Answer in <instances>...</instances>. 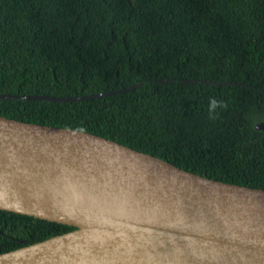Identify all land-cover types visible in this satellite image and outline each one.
I'll list each match as a JSON object with an SVG mask.
<instances>
[{
	"label": "trees",
	"instance_id": "16d2710c",
	"mask_svg": "<svg viewBox=\"0 0 264 264\" xmlns=\"http://www.w3.org/2000/svg\"><path fill=\"white\" fill-rule=\"evenodd\" d=\"M135 84L64 103L0 99V116L264 190V131L255 130L264 120V0H0V94L79 97ZM73 229L0 210V254Z\"/></svg>",
	"mask_w": 264,
	"mask_h": 264
},
{
	"label": "water",
	"instance_id": "95a60500",
	"mask_svg": "<svg viewBox=\"0 0 264 264\" xmlns=\"http://www.w3.org/2000/svg\"><path fill=\"white\" fill-rule=\"evenodd\" d=\"M140 86L0 99L64 103ZM255 130L264 131V120ZM0 210L74 228L22 241L0 264H264L263 189L209 179L90 133L3 116Z\"/></svg>",
	"mask_w": 264,
	"mask_h": 264
}]
</instances>
